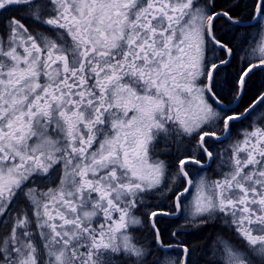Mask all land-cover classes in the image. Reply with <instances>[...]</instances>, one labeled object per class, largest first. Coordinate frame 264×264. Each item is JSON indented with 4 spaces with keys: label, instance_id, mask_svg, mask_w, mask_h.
Listing matches in <instances>:
<instances>
[{
    "label": "snow or ice",
    "instance_id": "6c2138e0",
    "mask_svg": "<svg viewBox=\"0 0 264 264\" xmlns=\"http://www.w3.org/2000/svg\"><path fill=\"white\" fill-rule=\"evenodd\" d=\"M0 264H264V0H0Z\"/></svg>",
    "mask_w": 264,
    "mask_h": 264
}]
</instances>
